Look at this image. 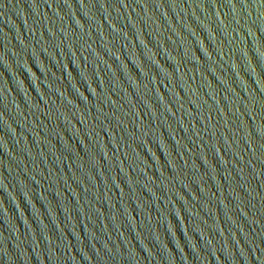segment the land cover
Segmentation results:
<instances>
[{
    "label": "water",
    "instance_id": "water-1",
    "mask_svg": "<svg viewBox=\"0 0 264 264\" xmlns=\"http://www.w3.org/2000/svg\"><path fill=\"white\" fill-rule=\"evenodd\" d=\"M0 251L264 264V0H0Z\"/></svg>",
    "mask_w": 264,
    "mask_h": 264
}]
</instances>
